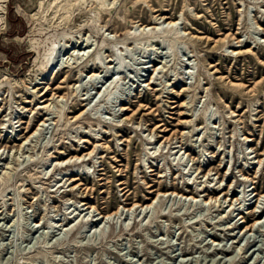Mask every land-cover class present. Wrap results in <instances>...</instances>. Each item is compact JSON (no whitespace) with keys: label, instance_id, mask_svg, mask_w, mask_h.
<instances>
[{"label":"rangeland","instance_id":"1","mask_svg":"<svg viewBox=\"0 0 264 264\" xmlns=\"http://www.w3.org/2000/svg\"><path fill=\"white\" fill-rule=\"evenodd\" d=\"M1 127L0 264H264V0H0Z\"/></svg>","mask_w":264,"mask_h":264},{"label":"bare ground","instance_id":"2","mask_svg":"<svg viewBox=\"0 0 264 264\" xmlns=\"http://www.w3.org/2000/svg\"><path fill=\"white\" fill-rule=\"evenodd\" d=\"M163 20H169V18H164ZM166 23V22H165ZM169 25L172 27V29H174V27L177 25V23H172V22H170L169 23ZM140 29V28H139ZM145 29L146 28H143L142 29V31L143 32H145ZM241 43H243L242 41H240V42H238V44H239V49H241V47L242 46H240V44ZM245 43V42H244ZM237 54H239L240 55V52L239 53H237ZM85 55H83V57H84ZM108 58V60H107V62H105V65H97L98 66V68H100V69H104L105 70V72H106V74L109 72V69H110V67H109V65L110 64H112L113 63V60H112V58L110 57V56H108L107 57ZM100 66V67H99ZM91 80H94V78H100V76L99 75H92L91 77ZM62 96V95H61ZM54 98H55V95L53 96V98L52 99H47V100H45L43 103H46V102H48V101H52V100H54ZM57 99H59V97H57ZM63 99V98H62ZM83 102L85 103V102H88V103H91V101H90V99L88 98V99H86V100H83ZM46 107H49V105H47ZM123 111L125 110V109H122ZM85 113H83V115H84ZM48 119H46L45 121H47ZM45 121H43V123L40 125L41 127L42 126H44V122ZM161 128V127H160ZM40 129L41 128H38V130L35 132V133H33L31 136H29V137H27L23 142H22V144L17 148V149H14V150H17V152L18 151H21V150H23V148H24V146L27 144V142H28V140L30 139L31 140V138L38 132V131H40ZM0 131L2 132V127L0 128ZM3 133V132H2ZM5 149H7V148H0V150H5ZM2 157V156H1ZM76 160H79V159H82V157H76L75 158ZM71 160H73V158L72 159H69V160H63L61 163L62 164H67V162L69 161V163H70V161ZM259 163V162H258ZM68 165V164H67ZM70 165V164H69ZM66 167H68V166H66ZM74 180V179H73ZM73 183V182H72ZM171 194H174V193H171ZM168 195V194H167ZM170 195V194H169ZM226 195V194H225ZM160 196V195H159ZM159 196H158V198H159ZM257 198V200H256V202H255V205H262V204H264V193L263 194H261L260 196H256ZM255 198V197H254ZM190 199H192V200H196V199H194L193 197L192 198H190ZM211 200H214V199H212V198H210V200H209V202L208 203H210L211 202ZM225 200H226V197H225ZM215 201H218V199H215ZM236 201H240L239 199H236L235 200V202ZM155 202H156V200H155ZM237 202V203H238ZM80 205H81V207H83L84 208V210H82L81 211V213H83L84 211H89V213L90 212H98V211H96V208H86L88 205L87 204H85V203H80ZM152 206H154V203L153 204H146V205H137V204H135L134 206H132V207H130V208H127V207H125V206H119L118 207V209L115 211V212H113V213H111V214H107V215H104V216H102L101 214H99V218L97 219V220H95V222H97L98 223V225H100L102 222H106L108 219H110V218H114L115 216H120L123 212H124V210L126 211V212H130V211H136L138 208L140 209V210H142V209H144V210H146L147 208L149 209V208H151ZM233 207H234V203H231L230 204V206H229V208H232L233 209ZM235 208V207H234ZM133 213V212H132ZM142 213V212H141ZM128 214V213H127ZM253 214H254V217L256 216V211H254L253 212ZM240 215V214H239ZM263 217H264V211H262L261 212V215H260V219H257L256 221H255V223H254V225H252V227H246V228H244L243 230H242V233H247L248 231H251V230H253L254 229V227L258 224H260L261 222H262V219H263ZM121 218V217H120ZM78 218H75L73 221H71L67 226H66V228H69V226H72L73 224H74V222L77 220ZM241 219H244V218H241ZM113 220V219H112ZM93 221V220H92ZM109 221V220H108ZM243 223H245V222H243Z\"/></svg>","mask_w":264,"mask_h":264}]
</instances>
